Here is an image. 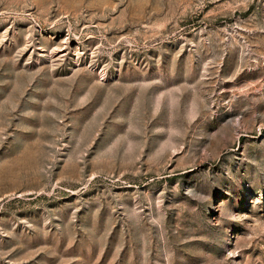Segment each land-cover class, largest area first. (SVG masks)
I'll return each instance as SVG.
<instances>
[{
	"label": "rangeland",
	"instance_id": "1",
	"mask_svg": "<svg viewBox=\"0 0 264 264\" xmlns=\"http://www.w3.org/2000/svg\"><path fill=\"white\" fill-rule=\"evenodd\" d=\"M0 264H264V0H0Z\"/></svg>",
	"mask_w": 264,
	"mask_h": 264
}]
</instances>
